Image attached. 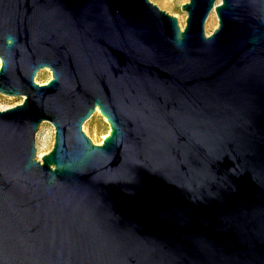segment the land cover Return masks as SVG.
Segmentation results:
<instances>
[{
	"label": "water",
	"instance_id": "water-1",
	"mask_svg": "<svg viewBox=\"0 0 264 264\" xmlns=\"http://www.w3.org/2000/svg\"><path fill=\"white\" fill-rule=\"evenodd\" d=\"M181 11L0 0V264H264V0Z\"/></svg>",
	"mask_w": 264,
	"mask_h": 264
},
{
	"label": "rangeland",
	"instance_id": "rangeland-1",
	"mask_svg": "<svg viewBox=\"0 0 264 264\" xmlns=\"http://www.w3.org/2000/svg\"><path fill=\"white\" fill-rule=\"evenodd\" d=\"M160 10L170 16L177 18L181 30L185 26L186 13L181 11V6L188 0H150ZM218 20L215 13L212 11L205 23V34L210 35L217 28ZM51 79V73L48 69L40 70L35 77V83L39 85L46 84ZM22 97H6L0 94V111L15 107L22 102ZM83 133L95 145H100L109 133V125L106 120L100 115L99 111H95L92 116L83 124ZM54 130L49 123H42L39 132L36 136L35 145L37 152L41 155L48 153L53 145ZM37 158L38 154H37Z\"/></svg>",
	"mask_w": 264,
	"mask_h": 264
},
{
	"label": "bare ground",
	"instance_id": "bare-ground-1",
	"mask_svg": "<svg viewBox=\"0 0 264 264\" xmlns=\"http://www.w3.org/2000/svg\"><path fill=\"white\" fill-rule=\"evenodd\" d=\"M96 111H98V110H96ZM104 138H105V137H104ZM39 156H42V155H41L40 153H38V157H39Z\"/></svg>",
	"mask_w": 264,
	"mask_h": 264
}]
</instances>
